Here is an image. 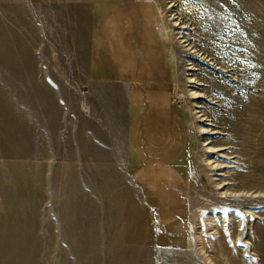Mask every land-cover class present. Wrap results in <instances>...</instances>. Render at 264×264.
Returning a JSON list of instances; mask_svg holds the SVG:
<instances>
[{
    "label": "rangeland",
    "instance_id": "374dc122",
    "mask_svg": "<svg viewBox=\"0 0 264 264\" xmlns=\"http://www.w3.org/2000/svg\"><path fill=\"white\" fill-rule=\"evenodd\" d=\"M26 3L0 0V264H264V0H101L169 77L185 129L174 191L152 194L88 185V20L81 66L40 82L52 67L24 57L69 47L71 27L49 6L32 24Z\"/></svg>",
    "mask_w": 264,
    "mask_h": 264
},
{
    "label": "crops",
    "instance_id": "0c3cea01",
    "mask_svg": "<svg viewBox=\"0 0 264 264\" xmlns=\"http://www.w3.org/2000/svg\"><path fill=\"white\" fill-rule=\"evenodd\" d=\"M23 1L29 2L26 6L32 24L37 18L41 24L45 9L49 6L51 17L59 18L71 27L69 47H50L53 52L48 57H24L25 66L52 67L51 73L44 79L40 75V82H58L57 66L69 63L75 67L81 66V16L88 20L89 27L86 23L84 38L87 45L83 49L87 50L84 62L85 80L89 85L87 110L94 119L89 121L88 138L92 140L93 137L94 140L88 141L91 151L83 155L78 153L77 158L79 163L87 162L86 169L90 174L94 173L93 181L87 182L88 185L101 190L94 192H104L102 188L106 187L107 179L112 175L111 180H115L113 183L116 186L129 185L134 192L139 189L151 194L170 193L176 186L177 177L174 136L176 130L185 129L182 124L177 129L176 109L170 100L169 77L167 81H161L163 75L154 71L147 73L145 67H153L152 59L149 64L144 58L138 61V55L142 53L137 51L139 48L142 51L144 47L137 45L133 32L127 31L129 28L126 24L121 25L124 12L102 9L107 6L100 5L101 0ZM41 39L39 37V41ZM63 49L67 50L66 57L58 52ZM141 64L143 67L139 69ZM92 129L97 130L95 137ZM100 136L111 139L110 143L101 141ZM113 138L120 140L115 142Z\"/></svg>",
    "mask_w": 264,
    "mask_h": 264
}]
</instances>
